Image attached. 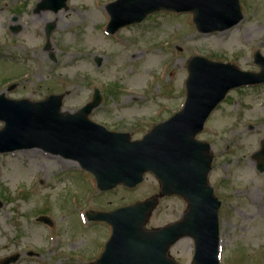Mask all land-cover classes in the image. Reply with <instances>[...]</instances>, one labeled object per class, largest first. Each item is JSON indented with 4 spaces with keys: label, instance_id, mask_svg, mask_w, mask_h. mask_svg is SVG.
I'll use <instances>...</instances> for the list:
<instances>
[{
    "label": "rangeland",
    "instance_id": "rangeland-1",
    "mask_svg": "<svg viewBox=\"0 0 264 264\" xmlns=\"http://www.w3.org/2000/svg\"><path fill=\"white\" fill-rule=\"evenodd\" d=\"M37 1L0 0V94L39 101L63 93L61 111L72 113L98 89L101 103L90 119L132 139L181 108L192 56L254 72V53L264 56V0H239L242 20L220 32L199 33L191 13L157 12L108 36L105 7L113 0H68L66 10L33 13ZM49 22L55 27L46 39ZM15 25L20 31L12 34ZM151 51L157 59L146 65ZM137 72L142 78L133 82ZM197 138L210 144L213 155L208 180L221 201L220 263L264 264V172L251 159L264 141V84L230 91ZM61 160L37 148L0 154V237H7L0 242L8 241V251L17 241L18 251L41 252L17 264H88L100 255L111 229L88 222L86 210L107 212L158 194L150 173L135 188L101 192L91 175ZM185 210L181 197H164L146 227L174 222ZM38 215H48L55 228L37 222ZM193 251L186 237L169 254L191 264Z\"/></svg>",
    "mask_w": 264,
    "mask_h": 264
},
{
    "label": "water",
    "instance_id": "water-1",
    "mask_svg": "<svg viewBox=\"0 0 264 264\" xmlns=\"http://www.w3.org/2000/svg\"><path fill=\"white\" fill-rule=\"evenodd\" d=\"M66 1L42 0L36 11L57 12L66 7ZM107 10L111 16L107 26L110 33L161 10L192 12L201 33L226 30L242 19L239 0H116L107 5ZM53 28V24L47 25L46 37ZM19 29L13 27L12 31ZM254 61L260 68L258 73L200 56L191 58L187 63L184 107L139 140H131L128 133L109 131L88 119L100 103L98 93L91 103L73 114L60 111L63 95H50L37 102L0 95V121L4 122L0 153L40 148L76 160L95 176L100 190L119 184L135 187L146 172L156 177L160 185L157 196L107 213L87 212L89 220L112 226L104 252L92 264H179L168 256V251L183 237L194 241L192 264H219L220 201L208 183L213 157L210 145L197 140L196 135L230 89L264 83V57L257 52ZM253 157L258 170L264 171L263 142ZM172 194L186 200L184 214L174 223L146 229V221L159 198ZM39 220L47 221L45 217Z\"/></svg>",
    "mask_w": 264,
    "mask_h": 264
},
{
    "label": "flooded vegetation",
    "instance_id": "flooded-vegetation-1",
    "mask_svg": "<svg viewBox=\"0 0 264 264\" xmlns=\"http://www.w3.org/2000/svg\"><path fill=\"white\" fill-rule=\"evenodd\" d=\"M0 239H7V237L6 236H2V237H0ZM7 244H8L7 240H5L4 242H0V264H5L6 261H7L6 259L9 258L12 255H15V254H18L20 256H19L18 260L15 263H10V264L18 263L21 259H23L24 256H27V257L35 256V255H29L28 254L29 251H25V250L18 251L17 249H20L21 247L19 246L17 241H14L13 249L9 250V251H8L9 247H8ZM15 248H17V249H15Z\"/></svg>",
    "mask_w": 264,
    "mask_h": 264
},
{
    "label": "bare ground",
    "instance_id": "bare-ground-1",
    "mask_svg": "<svg viewBox=\"0 0 264 264\" xmlns=\"http://www.w3.org/2000/svg\"><path fill=\"white\" fill-rule=\"evenodd\" d=\"M98 14V13H97ZM147 56V59H146V65H150V64H152L153 62H155L156 61V59H157V56H156V54H155V52L154 51H151L148 55H146ZM142 73H140V72H137L135 75H134V77H133V82H139L140 80H141V78H142ZM25 177V176H24ZM35 236H38V234L37 233H35V234H33V237H35Z\"/></svg>",
    "mask_w": 264,
    "mask_h": 264
}]
</instances>
